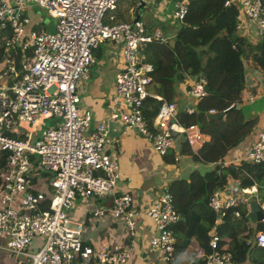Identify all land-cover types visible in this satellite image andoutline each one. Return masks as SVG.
Instances as JSON below:
<instances>
[{"label": "built area", "instance_id": "2783aa9c", "mask_svg": "<svg viewBox=\"0 0 264 264\" xmlns=\"http://www.w3.org/2000/svg\"><path fill=\"white\" fill-rule=\"evenodd\" d=\"M160 1L162 7L169 9L168 20L182 23L188 0ZM262 1H224L223 6L235 7V32L250 23L253 33L263 38ZM117 2L0 0V32H8L3 38L6 52L0 60V151L7 154L0 172V238L4 241L0 248L10 252L17 264H125L139 236L135 218L140 213L145 214L154 229L146 239L147 249L158 253L166 264L175 260L172 226L179 214L167 187L162 186L144 210L135 207L129 193L114 191L119 174L105 151L109 142L106 125L116 121L133 129L161 157L174 148L177 139L186 142L196 154L205 135L196 124L183 126L179 122V109L174 102L147 91L152 83L148 74L152 64L144 61L143 48L150 43H164L166 38L158 28L148 30L134 8L128 21H114L112 13ZM29 7L44 10L52 19V29H34L26 14ZM222 35L227 36L225 32ZM103 41L117 46L121 66L114 75V97L105 121L91 125L92 113L79 105L77 88L95 63L93 50ZM14 47L20 52L18 67L7 52ZM205 83L204 73L192 77L185 94L193 104L181 111L194 112L196 102L206 95ZM248 90L247 85L242 86L238 102L264 96V85ZM147 97L158 101L151 117L145 116L143 109ZM47 119L52 121L45 126ZM173 159H178L176 153ZM240 161L264 164V127L256 132L254 141L243 153L237 152L234 160L219 164L223 168ZM32 162L48 174L46 178L29 171ZM32 178H36L35 183ZM39 186L42 188L32 191ZM244 194H256L255 185L240 188L238 194H222L219 188L209 194L207 206L215 218L207 233L203 264L231 261V253L218 246L215 228L227 210H231L233 218L239 216V204L247 200ZM76 197H109L107 205L92 208L91 218L119 221L127 243L94 244L91 239L86 243L82 238V221L68 216ZM260 209L264 214V204ZM32 242H39L40 246L36 248ZM254 244L264 249V233L255 234ZM140 264L155 263L141 258Z\"/></svg>", "mask_w": 264, "mask_h": 264}, {"label": "trees", "instance_id": "16d2710c", "mask_svg": "<svg viewBox=\"0 0 264 264\" xmlns=\"http://www.w3.org/2000/svg\"><path fill=\"white\" fill-rule=\"evenodd\" d=\"M224 1L188 0L187 12L182 23L177 26L172 44L168 46L150 43L143 50L144 61L152 64L148 74L157 84L154 86V93L167 101H170L174 93L173 82L181 80L183 74L192 76L201 70L205 72L206 95L196 102L193 113L180 111L177 117L183 126L196 124L203 134L208 135L209 140L202 144L196 154H190L193 160L213 163L214 167L203 174L192 171L187 180L174 179L167 188L173 207L179 217L183 218L175 223L177 230L173 226L175 233L178 232L179 237L195 235L203 241L205 253L208 239L206 233L215 218L207 206V199L214 189L225 184L227 174L239 180L240 188L255 185L257 195L262 197L260 202H264V164L240 161L236 167L218 173L221 168L218 162L224 160L227 152L249 134L256 121L255 118H245L236 106L244 80L242 60H248L253 68L264 73V41L252 45L238 35L232 41L231 36L237 34L233 29L236 10L234 6H223ZM262 3L264 5V0ZM220 32H225L227 36L221 35ZM5 34V37L8 36V32ZM5 52L1 43L0 60ZM7 52L14 58L18 67L19 50L14 47ZM201 56L205 57L203 63L200 62ZM157 105V100L147 97L143 107L145 116H153ZM229 106L230 110L222 117L208 119L205 115L210 111H223ZM179 146L180 153L189 152L186 142H180ZM6 157V152L0 151V172L5 167ZM163 159L166 163L172 161L170 157ZM36 169L35 163L32 162L29 171L35 173ZM39 175L40 178L47 176L44 172ZM35 182L36 178H32V183ZM238 210V218H233L231 210H227L221 223L215 228L219 237V248L229 251L232 261L235 262L244 260L253 231L264 233V221L255 222L252 228L246 209L239 206ZM226 241L230 243L228 249L222 247ZM261 250L263 255L258 259L252 257L255 264H264V249ZM203 260H199L197 264H203Z\"/></svg>", "mask_w": 264, "mask_h": 264}, {"label": "crops", "instance_id": "0c3cea01", "mask_svg": "<svg viewBox=\"0 0 264 264\" xmlns=\"http://www.w3.org/2000/svg\"><path fill=\"white\" fill-rule=\"evenodd\" d=\"M155 1L160 5V7H158V11L156 13L150 14L145 8L147 0H135L136 4L128 7L127 9H125V6L121 4L120 0H118V2L116 3L115 10L112 13L114 17V21L116 22L128 21L131 17L130 10L134 8L135 12L138 14V17L146 25L148 30L158 28L161 31V33L164 35V37L166 38V41L164 43H159V44H167L169 46L172 44L175 31L179 24L171 23L168 20L169 9L166 7L165 8L162 7V2L160 0H155ZM140 2L143 3L142 7L139 6ZM26 14L29 17L31 26L34 29L45 30V31L52 29L51 27L52 22H50L49 19H45L42 15H40L38 13V9H36L35 7H29L26 10ZM242 28H240L236 32L237 33L236 35L244 38L245 35H243L244 33L242 32L243 31ZM4 37H5L4 32L0 33V45L1 43H3ZM260 41H264V40L260 38ZM93 54H94L95 59L96 57H98V59H101L102 62L99 65L97 64L95 66V68H97L96 76L100 78L97 79V82L92 85L93 97H92V100H90L89 107L88 105H84V99L79 95V98H80L79 105L83 108L90 110V112L92 113L93 120L91 124H94L95 122H98L100 120L105 121V118L107 115L106 110L109 107L111 100L114 97V84H113L114 75L121 66L120 58L118 56L119 55L118 48L110 41H103L99 43L98 46L93 50ZM113 58H114V62L112 61ZM98 59H96V61H98ZM204 61H205V57L201 56L200 62L203 63ZM242 65H243V73H244L243 86L247 85V89H249L248 91H251L252 89H256L257 87H262L264 85V83L262 82L263 73L253 68V66L248 60H245V61L242 60ZM198 73L205 74L204 70H201ZM194 75L191 76L190 74L185 73L183 74V78L181 80L173 82L172 88L174 89L173 90L174 93L170 101L174 102L178 106L179 111L177 112V114L184 107L193 104L192 99L189 98L185 94V88L190 84L191 79L192 77H194ZM98 80H101L102 82L108 84V85H104V87L107 86V93L105 96L98 89V84H100ZM82 84L83 83L81 81L78 86V89H80V91H81ZM83 85H85L83 86V88L87 87L86 81H84ZM154 86H157V84H155L152 81V83L147 87V91L151 94H155L153 89H151V88H154ZM236 106L239 107V109L241 110L245 118H255L256 121L251 131L249 132V134L245 138H243L233 149L227 152V157H225V159L222 161L230 162L234 160L235 154H237V152L243 153L244 150L247 147H249V145L254 141L256 132L260 128L264 127V96H260L252 101H244V100L240 101L237 103ZM106 126L108 129L107 136H108L109 142L105 145V151L110 156L111 154L113 155V157L111 156V158L115 162L116 169L119 174L118 182L115 185L114 191L116 193H129L133 197V200L135 202V207H137L139 210L146 209L151 201V198L157 192L160 191L162 186H166L168 188V185L172 180L174 179L187 180L190 172L192 171H197L200 174H203L204 172H207L214 167L213 163H208V162L202 163V162L193 160L190 154V153L193 154V152L190 148L189 149L187 148L189 152L180 153L179 152L180 141L178 139L175 141L174 148L169 149L165 156L161 157L155 154L151 149V145L149 144L150 146H148V149H149L150 154L147 156L145 160L143 158L144 153L140 150V148L137 149L138 154L134 157L133 160L127 159L122 155L126 152V148L124 146H127L130 149L131 154L134 153L133 151L135 149L129 143L126 145L125 143L126 140L127 141L133 140L134 144L136 145L137 143L141 144L146 139L142 138V136L140 135L139 136L141 140H138L139 138H136L135 136H133V138L132 137L125 138L122 135V130L130 129V128H127L126 126L116 121H112V122L108 121ZM118 131H120V133H118ZM204 135H205V142H207L209 140V137L206 134ZM175 153L178 155V159L176 161H174L173 159V155ZM164 157H170L172 158V161H170L169 163H166L163 159ZM143 160L146 163V166L141 165V162ZM220 162H218L219 166H220L219 164ZM236 165L237 164L234 163L230 167H223V168L220 166L221 168L218 170V173L222 171H227L228 169ZM135 168L147 169L148 173L153 174L154 182L151 183L148 187H141L137 183H133V185L128 186V181L131 180L133 176V169ZM120 179L121 181H119ZM239 189H240L239 180L234 179L229 174L226 175L225 184L219 188V190L222 191V194H228V193L238 194ZM257 193L258 191L256 192V194H244L243 196L247 200L245 203L239 204V206L244 207L246 211L248 212V201L249 200L255 199L258 202L259 206L261 204H264V202H260L259 199L257 198ZM108 202H109V197L107 199V203ZM107 203L105 205H107ZM93 207L94 206H92L91 208ZM75 209H76V213L80 215V212L77 211V208ZM235 218H238V217H235ZM89 219H92L91 214L90 216L87 215L86 217L83 215L82 220L80 219L82 221V225L85 222L87 223ZM147 219L148 218L145 216L144 213H140L135 218L137 227H138L137 230H138L139 236L135 241L136 246L133 248L134 251L131 253V256L129 257V259L126 261L125 264H140L141 258H148L151 261H153V263L155 264H166L159 259L158 253L151 252L146 247V239L150 235H152L154 231L150 220L148 219L149 220L148 222ZM101 220H103L104 222L105 221L108 222L106 225V229L108 233L102 231L100 235H94V236L89 235L84 238L82 237L86 243H88L89 239H91V242H93L94 244L101 243V242H105L109 245L127 243L128 240L125 237V234L123 233L122 224L119 221H112L109 219H101ZM177 221H179V218ZM175 223L173 224V226L175 225ZM250 224H251V227L254 228L255 222H252L250 220ZM173 226H172V232L175 238V246H174L175 247V259H176V251H177L178 246L184 247V248L187 247L188 249H191L192 251L196 250L195 245H193L191 242L192 238L195 239L194 242L196 243V245H199L202 248H206L203 245V241L198 239L195 235L191 234L189 236L184 235L183 237H179L178 236L179 233L178 232L175 233V229H174L175 226L174 227ZM257 232H260V231H253L251 241H250L251 244H250L249 250L245 254L244 260L240 262H235V261H232L231 259V261L228 262L229 264H255L252 260V257L254 256L255 259H258L259 256L263 255L262 254L263 251L261 250L262 248L254 244V237ZM237 237L240 238V235H238ZM207 238H208V235H207ZM177 239L179 240V242ZM204 254H205V249L202 252L201 258L199 260L201 259L203 260ZM197 262L189 259L186 264H197Z\"/></svg>", "mask_w": 264, "mask_h": 264}, {"label": "rangeland", "instance_id": "374dc122", "mask_svg": "<svg viewBox=\"0 0 264 264\" xmlns=\"http://www.w3.org/2000/svg\"><path fill=\"white\" fill-rule=\"evenodd\" d=\"M121 4L125 6V9H127L130 6H133L136 4L135 0H120ZM158 7H160V5L155 1V0H147L146 3V10L150 13V14H154L158 11ZM38 13L40 15H42L45 19H49L50 22H52V19L49 18L46 13L44 12V10L42 9H38ZM245 35L244 39L246 42H248L249 44H257L260 42V37H258L257 35H255L252 32L251 29V24L250 23H245L243 26V31H242ZM221 34V32H220ZM222 35V34H221ZM116 58V57H115ZM96 59H98V57H96ZM95 59V63L94 65H92L89 68L88 71V78L84 81H86L87 87L83 88L84 81H82V86H81V91L80 89L77 88V92L78 94L84 99V105H88V107L90 106V100H92L93 94H92V85L95 84L97 82L98 76H96V70L97 68H95V66L98 64H100L102 62L101 59H98V61H96ZM114 62V58L112 60ZM100 84H98V89L103 93V95L105 96L107 93V86L104 87V85H108L107 83L102 82L101 80H98ZM154 91V88H151ZM243 101V100H242ZM239 108V107H238ZM54 119V118H53ZM51 119H47L44 121V125L48 126L49 123L51 122ZM93 125V124H91ZM118 133H120V131H118ZM132 133V134H130ZM122 135L125 138L128 137H132L135 136L136 138H139L138 140H141L139 134L134 131L133 129H124L122 130ZM34 136L36 137L37 134H34ZM143 138V137H142ZM131 139V138H129ZM126 145L129 143L130 145H132L134 147V153L131 154L130 149L127 146H124L126 148V152L124 154H122L125 158L127 159H134V157L138 154L137 149L140 148V150L144 153V160L147 158V156L150 154L148 146H150L148 141H143L141 144L137 143L136 145L134 144L133 140L131 141H127L126 140ZM113 153V152H112ZM114 154V153H113ZM111 156L113 157V155L111 154ZM121 156V155H120ZM144 160L141 162V165H145L146 163L144 162ZM36 175L39 176V174L43 173L42 170L40 169H36ZM45 175H48L46 172H44ZM121 181V179L119 180ZM118 182V180H117ZM116 182V184H117ZM154 182V176L153 174H150L147 172V169H140V168H135L133 169V176L131 178L130 181H128V186L133 185V183H137L138 185H140L141 187H148L151 183ZM42 188L41 186L35 187L34 190L36 189H40ZM257 198L259 199V201L262 199V197L258 194ZM107 199L108 198H101L98 199L97 201L94 200V197L89 198L87 200H82L79 197H76L73 201L74 205L72 207L71 210H69L68 212V216L75 220V221H81L83 215L86 217L87 215L90 216L91 214V210H92V206H96L97 204H106L107 203ZM92 205V206H91ZM77 211L80 212V215L76 213V209ZM81 219V220H80ZM148 220V219H147ZM84 222V220H83ZM149 222V220H148ZM108 222H104L103 220H95V219H89V221L86 223H84L82 225V237H86V236H94V235H100V233L103 232H107L106 229V225ZM178 240V239H177ZM195 239L192 238L191 242L193 245H195L196 250L192 251L191 249H188L187 247H177V251H176V259L172 264H186L188 262L189 259L194 260L195 262H197L202 255V252L204 251L205 248L200 247L199 245H196V243L194 242ZM177 242V241H176ZM179 242V240H178ZM177 242V243H178ZM35 245L36 248H38L40 246L39 242H32V245ZM4 246V241L0 238V247ZM230 246L229 242H225L223 244V247L225 249H228ZM27 250H30V247H27ZM134 251V250H133ZM132 251V252H133ZM197 251V252H196ZM0 264H17L16 262V258H14V256L7 251H4L0 248ZM22 264H25V262H22ZM229 264V263H227Z\"/></svg>", "mask_w": 264, "mask_h": 264}, {"label": "water", "instance_id": "95a60500", "mask_svg": "<svg viewBox=\"0 0 264 264\" xmlns=\"http://www.w3.org/2000/svg\"><path fill=\"white\" fill-rule=\"evenodd\" d=\"M139 6L142 7L143 3L140 2ZM235 38H236V34H233L231 36L232 41H234ZM262 39L264 40V36ZM235 46L237 47V50H239V47L237 45H235ZM9 51H10V48H9ZM229 110H230V108L225 109V110L220 111V112H211V113L208 112L205 115L208 119H216V118L222 117ZM248 216L252 222H258L261 220V218L264 217V214H263L262 210L260 209L258 202L255 199H251L248 201ZM179 220H182V217H179Z\"/></svg>", "mask_w": 264, "mask_h": 264}]
</instances>
